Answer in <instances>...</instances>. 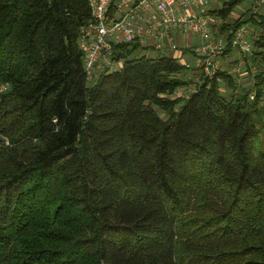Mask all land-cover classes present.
I'll return each instance as SVG.
<instances>
[{
	"label": "trees",
	"instance_id": "16d2710c",
	"mask_svg": "<svg viewBox=\"0 0 264 264\" xmlns=\"http://www.w3.org/2000/svg\"><path fill=\"white\" fill-rule=\"evenodd\" d=\"M241 1L213 12L228 40L252 24L248 87L140 40L90 83L87 0H0V264H264V12Z\"/></svg>",
	"mask_w": 264,
	"mask_h": 264
},
{
	"label": "built area",
	"instance_id": "2783aa9c",
	"mask_svg": "<svg viewBox=\"0 0 264 264\" xmlns=\"http://www.w3.org/2000/svg\"><path fill=\"white\" fill-rule=\"evenodd\" d=\"M90 22L80 29L78 45L83 54L87 78L96 72L114 70L121 63L111 59L112 44L140 40L148 51L173 53L189 48L192 60L184 61L190 74L200 82L211 78L219 68L218 57L228 45L252 67V42L246 23L232 32H219L221 18L215 13H198L209 7V0H87ZM253 3V4H252ZM252 4V5H251ZM250 9L257 12L264 0H249ZM195 37L197 41H192ZM199 37V42H198ZM119 66V67H118ZM6 88L0 85V93ZM252 97V96H251Z\"/></svg>",
	"mask_w": 264,
	"mask_h": 264
},
{
	"label": "rangeland",
	"instance_id": "374dc122",
	"mask_svg": "<svg viewBox=\"0 0 264 264\" xmlns=\"http://www.w3.org/2000/svg\"><path fill=\"white\" fill-rule=\"evenodd\" d=\"M253 4V3H252ZM251 4V5H252ZM238 7V5H237ZM235 7L236 10L233 11V13H231L230 15V19H235L237 17V15H239L241 12H246V15L244 16L245 17V20H248L249 18V15L251 13H253L252 11V8L250 9V5H249V0H242V5L241 7ZM202 12H207V13H210V8H205ZM257 12H260V13H263L264 12V5H262L261 7L258 8ZM256 13V12H255ZM246 25H247V31L250 35V38H252L253 34L255 33V31L252 29V24H250V22L246 21ZM252 40V39H251ZM192 41H197V39L195 37H193ZM198 42H199V37H198ZM148 51V55H155L156 54V51ZM147 52V51H146ZM242 56L240 54H238L235 50L233 51V53L231 55H228V56H225L223 57L222 59H220L219 57L217 58L218 59V63H219V67L222 68V69H226V67L228 68V71L229 72H232L235 76H236V79H237V82H238V85L239 84H242L246 87L249 86V84H252L253 80L249 77L248 75V72H246L245 70V64H244V61L243 59L241 58ZM192 60V54L191 52L187 53L185 55V58H184V61H190ZM237 61V63H236ZM233 64V66H232ZM119 67V66H118ZM117 68V67H115ZM255 69V67H254ZM96 75L99 74V72H96L95 73ZM190 74V73H189ZM195 76L192 75L191 77ZM92 79L89 80L90 83H92L93 81H91ZM191 86L195 83V81L192 79V82H191ZM222 92L224 94H226V96L228 95V89L223 87L222 88ZM181 93H186L185 90H180L179 92H177V94H181ZM159 115H162L164 116V113H162V111L159 112Z\"/></svg>",
	"mask_w": 264,
	"mask_h": 264
},
{
	"label": "crops",
	"instance_id": "0c3cea01",
	"mask_svg": "<svg viewBox=\"0 0 264 264\" xmlns=\"http://www.w3.org/2000/svg\"><path fill=\"white\" fill-rule=\"evenodd\" d=\"M222 1L223 0H209V7H207V8H210V13H215V12H213V10H215V9H218V8H221V3H222ZM241 5H242V1L238 4V7H241ZM237 7V8H238ZM205 9V8H204ZM204 9H196V11L198 12V13H207V12H202ZM236 10V8H234V10L233 11H235ZM233 11H232V13H233ZM215 14H217V13H215ZM246 23V22H245ZM193 39V38H192Z\"/></svg>",
	"mask_w": 264,
	"mask_h": 264
}]
</instances>
